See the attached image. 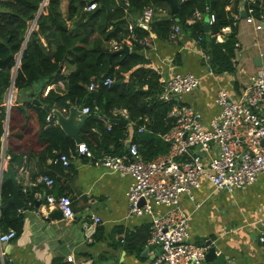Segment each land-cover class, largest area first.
<instances>
[{
  "label": "trees",
  "instance_id": "obj_1",
  "mask_svg": "<svg viewBox=\"0 0 264 264\" xmlns=\"http://www.w3.org/2000/svg\"><path fill=\"white\" fill-rule=\"evenodd\" d=\"M158 0H122L126 8L115 0H70L66 18L60 10V0H48L46 14L37 19V30L26 39L29 22L34 19L41 0H0V102L11 83L12 66L16 54L22 46L20 67L13 78L18 92L28 90L40 83L60 78L65 88L50 89L39 97L35 104L28 97L20 105L10 110L8 141L38 142L42 148L37 155L54 158L57 153L75 154L76 143L67 136L58 124L50 125L46 116L52 109L61 110L71 107H88L90 112L80 131V138L96 157L103 154L120 155L126 152L124 141L128 136V127L113 116L114 109H124L131 123V141L137 145L140 155L150 160L168 150L161 138L174 121L170 115L175 101H162L159 74L148 65L141 51L144 39L151 33L162 38L171 35L173 24L193 39L200 38L202 49L209 56V66L214 71H233L232 59L237 43L235 18L225 9L233 3L234 14L240 15L237 8L239 0H179V10L171 21L153 20L148 28L133 25L129 30V9L151 7ZM96 3L95 8L86 11L84 7ZM206 19H197L192 24L187 19L193 12ZM251 11L255 16L264 13V1L247 3L244 13ZM214 15V21L205 27L207 15ZM71 21L67 26L66 20ZM176 20V21H175ZM175 21V22H174ZM87 26L88 31L78 32L77 27ZM229 27L230 31L223 33ZM42 38L46 41L44 45ZM134 39V40H133ZM131 44L127 55H110L109 41ZM67 62L68 71L61 74L59 69ZM113 78L109 86L100 84L103 78ZM98 83L90 90L91 83ZM105 117L111 122L110 129L100 120ZM4 108L0 107V138L3 133ZM143 127L141 131L139 128ZM130 136V133H129ZM29 137V138H28ZM1 145V143H0ZM30 149L34 146L29 144ZM8 165L18 172L24 157H30L32 150L14 153L7 150ZM60 166V165H56ZM37 188L19 191L24 206L34 204L33 194ZM13 194V183L9 172L4 171L0 183V231L13 229L17 235L23 229V215L13 204L3 202ZM150 236V226L142 225L134 232L126 233L122 248L128 253L140 254Z\"/></svg>",
  "mask_w": 264,
  "mask_h": 264
},
{
  "label": "crops",
  "instance_id": "obj_2",
  "mask_svg": "<svg viewBox=\"0 0 264 264\" xmlns=\"http://www.w3.org/2000/svg\"><path fill=\"white\" fill-rule=\"evenodd\" d=\"M69 1L60 0V10L65 18ZM40 3H43V13L46 14L48 0H41ZM88 5L84 7V10L90 11L86 9ZM149 8L153 10L150 23L153 20L171 21L172 16L175 15L171 12L166 0H158ZM232 8L233 3L225 7L236 19L237 26V43L232 59L233 71H214L213 67L209 66V56L202 49L201 44L181 29L176 38L170 37L171 35L162 38L150 32V35L143 39L146 45L141 54L150 62L148 66L159 74V81L162 76L187 72L199 77L197 88L192 94L183 96L181 102L191 105L200 112L204 124H207L219 111L214 101L219 87L227 89L231 97L236 99L246 85L249 74L258 67L264 69V32L256 31L254 22L247 21V15L243 11L244 7L239 6V3L237 8L241 11L240 15L234 14ZM145 10L146 8L129 9L127 12L128 26L143 25L138 20ZM40 14L42 13L37 10L34 19L29 22L25 41L32 31L37 30V19ZM200 18L206 19V13L202 15L195 11L187 22L192 24ZM66 23L67 26L72 24L68 19ZM150 23L144 24L143 27L148 28ZM175 25L177 24L171 26L172 31ZM205 27L208 28L207 23ZM77 30L84 32L89 28L81 25L77 27ZM222 31L227 33L230 28L225 27ZM42 41L46 46L44 38ZM108 44L111 52L123 45L128 46L126 54L116 53L118 55L125 56L131 52L129 43H116L111 40ZM23 49L24 46L16 54L19 60ZM67 71L68 64L63 62L59 72L66 74ZM16 72L17 70L12 72L11 83L5 92L8 103L4 107V140L0 146V162L3 165V171L0 172V183L3 172L7 171L8 163L5 160L8 155L7 150L14 153L32 150L34 154L24 157L18 172L15 173L20 189L26 191L37 188L33 194L35 202L41 200L46 193L68 196L72 201L74 217L64 219L51 216L52 211L57 208L42 207L44 201L39 207L35 206V202L31 206L22 207L19 209L24 217L22 232L9 243H0V264H150L156 253V246L148 243L150 236L145 245L152 246L148 253L142 254L141 251L137 255L128 253L122 248L124 244L122 239L125 238L126 233L134 232L137 227L146 224L151 227L152 220L149 214L127 215L126 192L132 182L129 175L120 176L109 172L95 160H90L85 155L76 152L75 154L71 152L70 164L63 166L60 162H53V158L39 157L37 153L42 145L37 141L13 144L8 141L11 108L20 105L30 94L28 98L32 102L36 99L38 103L35 104H40L39 97L50 89H57L55 87L59 81L64 82L57 78L47 83L42 82L38 87L32 86L28 90L18 92L13 81ZM126 125L129 129L124 141L127 151L132 143V128L128 121ZM29 144L34 146V149H30ZM20 168H23V172H20ZM43 175L51 177L53 184L49 186L41 181L40 178ZM193 195V200L185 195L181 198L182 210L189 214V241L191 243L205 245L210 240L217 252L223 253L226 260L224 264H264V254L258 240L260 234L258 222L264 218V186L261 182H256L244 189L226 192L215 190L207 178L202 176L200 187L193 190ZM194 201L200 202V206L196 208ZM1 203L0 197V209ZM165 211L166 207L152 204L153 214L159 215ZM92 217H98L100 221L97 223L96 232L91 241H88L83 233L82 222L91 221ZM70 254L73 256L71 262L66 260Z\"/></svg>",
  "mask_w": 264,
  "mask_h": 264
},
{
  "label": "built area",
  "instance_id": "obj_3",
  "mask_svg": "<svg viewBox=\"0 0 264 264\" xmlns=\"http://www.w3.org/2000/svg\"><path fill=\"white\" fill-rule=\"evenodd\" d=\"M264 0H240L239 6L247 3H257ZM43 3L38 11L43 13ZM96 3L89 4L86 9L92 10ZM243 9V11H244ZM249 11L247 21L254 22L256 31L264 32V13L254 16ZM152 8H146L139 22L149 24L152 20ZM214 21V15H207L206 23L209 26ZM142 25V26H143ZM132 30V26H129ZM180 28L173 27L172 38H176ZM134 40V39H133ZM200 43V38L197 39ZM140 44L146 41L139 39ZM20 66L19 57L16 56L12 72ZM113 78L106 77L100 82L109 86ZM199 77L194 73L175 74L160 78L161 92L158 98L165 102L175 101L173 106L174 121L171 128L161 135L168 145V150L150 160L140 155L137 145L131 143L128 150L120 155L103 154L96 157L88 150L85 143H77L75 152L95 160L109 172L120 176L129 175L132 182L126 192L128 203V216L151 215L150 238L148 243L158 248V255L150 264H209L206 261L208 246L196 245L189 241V214L181 207L183 195L190 200L194 199L193 190L200 187V177L204 176L215 190L232 192L244 189L256 182L264 186V69L256 68L249 74L244 88L238 98H232L229 91L219 87L215 95V103L219 108L207 124H204L202 115L191 105L182 104L183 96L190 95L197 88ZM98 83H91L90 90H95ZM57 89H64V82L59 81ZM8 103L5 94L0 106L6 107ZM83 107V106H82ZM67 115L66 108L52 109L46 116V122L56 125L55 111ZM81 112L88 115L90 110L83 107ZM124 109H114V117H127ZM107 126L111 122L105 117H99ZM142 127L139 128V131ZM4 135L0 138L2 144ZM1 146V145H0ZM6 156V162L9 161ZM205 159L207 161L205 162ZM63 166L70 164L67 154L58 153L52 159ZM20 168V172H23ZM3 165L0 162V172ZM47 185L53 184V179L47 175L41 178ZM143 199V203H140ZM196 208L200 202L194 201ZM152 204L166 207V211L159 215L152 212ZM46 209L57 208L64 219H73L72 201L68 196H55L45 194L43 206ZM98 217L91 221H83L82 229L85 238L91 241L96 232ZM259 236L264 254V218L258 222ZM16 237L13 229L0 232V243L7 244ZM70 254L67 261H72Z\"/></svg>",
  "mask_w": 264,
  "mask_h": 264
},
{
  "label": "water",
  "instance_id": "obj_4",
  "mask_svg": "<svg viewBox=\"0 0 264 264\" xmlns=\"http://www.w3.org/2000/svg\"><path fill=\"white\" fill-rule=\"evenodd\" d=\"M116 3L123 7L126 8V4H124L122 2V0H115ZM169 5H170V9L171 12L173 14L178 13L179 10V0H166ZM128 52V46L123 45L121 48H119L118 50H115L113 52L110 53V55L116 54V53H124L126 54ZM34 103H38L36 99L33 100ZM82 106L79 107H71L69 109V112L67 115L61 114L59 111H55L54 114L56 116L57 119V124L59 125V127L62 129V131L69 136L70 138H72L75 143H81V138H80V131L81 128L83 126L84 121L87 119V115L83 114L81 112L82 110ZM118 121L123 122L125 125L127 124V119L124 117H120L118 119ZM6 170L9 172V177L12 180L13 183V194L12 196L7 199V200H3V202L6 203H11L13 204L17 209H21L24 206V202L21 200V198L19 197V191H20V187L19 184L17 183L16 180V176H15V171L13 170V168H11V166H7ZM45 200V196L39 200L35 202V206L39 207L40 203L42 201ZM143 199H141L140 203H143ZM51 216H54L56 218H60L62 217V214L60 212V210L55 209L54 211H52ZM206 246H208V250L206 253V261L209 264H224L225 263V257L223 255V253L221 252H217L216 247L212 244V242L210 240H208V242L205 243ZM152 248L151 245H147L143 248L142 250V254L144 253H148V251ZM158 255V248L156 247V253L153 256V258L155 256ZM215 258V260H213Z\"/></svg>",
  "mask_w": 264,
  "mask_h": 264
},
{
  "label": "clouds",
  "instance_id": "obj_5",
  "mask_svg": "<svg viewBox=\"0 0 264 264\" xmlns=\"http://www.w3.org/2000/svg\"><path fill=\"white\" fill-rule=\"evenodd\" d=\"M69 112V111H68ZM127 119V118H126ZM57 120V119H56Z\"/></svg>",
  "mask_w": 264,
  "mask_h": 264
}]
</instances>
